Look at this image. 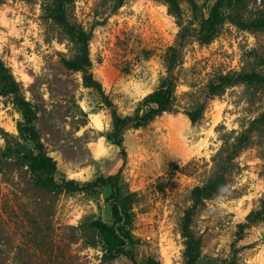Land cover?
Here are the masks:
<instances>
[{
    "label": "rangeland",
    "instance_id": "1",
    "mask_svg": "<svg viewBox=\"0 0 264 264\" xmlns=\"http://www.w3.org/2000/svg\"><path fill=\"white\" fill-rule=\"evenodd\" d=\"M178 6L174 14L166 0L70 2L71 21L90 35L100 84L88 85L83 71L65 65L74 43L43 0H0V58L30 104L59 184L37 180L22 155L39 152L25 106L0 94V264H133L125 255L104 258L108 243L87 228L94 219L130 235L124 248L141 264H186L193 189L220 172L229 190L206 199L190 225L200 240L195 264H264V220L248 218L264 200V0ZM214 8L219 23L204 29ZM214 29L210 42L200 41ZM171 47L178 49L172 109L116 136L115 112L138 119L157 107L144 99L169 75ZM228 72L262 79L209 97L210 79ZM202 101L204 116L193 123L187 113ZM101 176L112 179L85 186Z\"/></svg>",
    "mask_w": 264,
    "mask_h": 264
},
{
    "label": "trees",
    "instance_id": "2",
    "mask_svg": "<svg viewBox=\"0 0 264 264\" xmlns=\"http://www.w3.org/2000/svg\"><path fill=\"white\" fill-rule=\"evenodd\" d=\"M73 0H43V9L46 15L54 20V22L60 25L69 36L70 40L74 43L75 54L71 59L65 61V65L72 70H81L85 75V80L88 85H99V81L94 78L91 71L93 65L92 59L90 57L89 51V33L83 29L81 26H77L71 21L69 16V4ZM168 2L169 11L171 13L177 14L179 11L178 0H166ZM178 11V12H177ZM217 11L214 8L211 17L204 23V29H207L206 24L214 25L219 22ZM216 28V27H215ZM214 29L210 33H204L199 39L201 42H210L215 35ZM183 31L180 32V35ZM173 53L168 58V69L169 75L162 79L160 86L154 92L150 93L144 99V102L148 104L155 103L157 107H151L148 112L144 115H140L138 119L131 116H122L118 113L113 115V128L114 134L119 136L123 131L129 127H139L148 124L156 115L163 113L166 110H171L175 101L176 92V81L173 73L174 68L177 65L178 60V49L171 47ZM261 80L257 72L248 73H219L212 77L207 85V93L210 96L222 95L229 85L236 84L238 82L252 83L254 80ZM0 94H14L16 99H19L24 109V118L27 120L29 125L28 131L32 139L36 141L38 148V153H27L24 152L23 158L26 162L30 164V168L37 175V180L39 183L45 187L55 189L59 184L53 179L55 170L57 169V163L47 153L43 151V144L39 140L36 131L33 128V123L30 118L31 107L30 104L24 100H21L20 86L17 82L13 71L8 67L4 61L0 58ZM207 102L202 101L197 103V105L188 111V117L193 123H199L204 116V111L206 109ZM19 154L22 153L21 150L16 149ZM11 147H8L3 154L5 156H10L12 154ZM112 177H99L94 182H88L85 184L88 188H94L97 186H106L109 184ZM227 180L224 172H220L219 175L215 174L207 182L202 185H197L192 192V206L186 210L183 224V235L186 237V250L185 258L186 264H195L199 256V244L200 240L196 239L191 233L190 225L193 220L194 215L200 205L204 204L206 199H210L213 195L219 193H226L229 189L227 188ZM116 212H118L117 206H115ZM248 218L262 219L264 220V200L262 201V207L253 210ZM87 228H91L95 231H99L106 243L109 245L108 251L104 254L106 260H112L119 256L125 255L129 257L133 264H141L136 260L133 254L124 248L127 240H132L130 235L121 236L117 233L114 226L109 225L102 219L91 220ZM86 229V227H84ZM94 244L95 243H90ZM146 264H160V262L151 259Z\"/></svg>",
    "mask_w": 264,
    "mask_h": 264
}]
</instances>
